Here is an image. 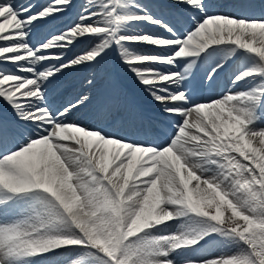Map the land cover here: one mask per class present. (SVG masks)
I'll return each instance as SVG.
<instances>
[{
	"label": "snow or ice",
	"instance_id": "6c2138e0",
	"mask_svg": "<svg viewBox=\"0 0 264 264\" xmlns=\"http://www.w3.org/2000/svg\"><path fill=\"white\" fill-rule=\"evenodd\" d=\"M231 8L0 0V264H264V0Z\"/></svg>",
	"mask_w": 264,
	"mask_h": 264
},
{
	"label": "bare ground",
	"instance_id": "6f19581e",
	"mask_svg": "<svg viewBox=\"0 0 264 264\" xmlns=\"http://www.w3.org/2000/svg\"><path fill=\"white\" fill-rule=\"evenodd\" d=\"M37 2H43V0H37ZM77 5L82 2V0H75ZM214 3L222 4L226 10L233 11L235 9L231 8V5L240 3L242 0H213ZM231 2V3H230ZM258 2V0H257ZM227 3V4H224ZM78 10L73 9L71 13L68 14L69 17H73L75 15V12ZM259 9H257V12ZM45 30L50 27L49 25L44 26ZM80 74L78 75V78L81 79L85 76H89L93 70L92 69H81L79 70ZM72 72L69 74H66V76L63 78L64 83H69L75 75L79 72ZM98 75L103 76V86L106 88H115L119 91V93L127 98L129 101H131L134 105H136L138 109V118L137 123L139 125H142L145 128H149V124L155 125L156 127H159L161 129V132L165 131L167 129V125L165 123H161L160 121L162 118L159 116V113L154 108L150 100L142 93L139 85H126L123 83L126 79H129V77H132V75L128 76V73L126 69H124L122 66L118 65L114 62V60L109 59L107 60L102 66L97 68L95 70ZM203 69H201L202 74ZM230 69H226L225 72L221 73L218 77L217 84H216V91H219L221 88H223L224 84L227 82V78L229 75ZM81 85V84H80ZM80 85L76 87H71L68 92H66V95L74 90H79ZM68 87V86H67ZM154 121H151V120ZM123 122L120 120H117L113 126H120ZM150 124V125H151Z\"/></svg>",
	"mask_w": 264,
	"mask_h": 264
},
{
	"label": "rangeland",
	"instance_id": "374dc122",
	"mask_svg": "<svg viewBox=\"0 0 264 264\" xmlns=\"http://www.w3.org/2000/svg\"><path fill=\"white\" fill-rule=\"evenodd\" d=\"M70 20H71V18H68L67 16H65V17H63V18H61V20H58L57 22H56V24L57 25H59V24H61V23H65V22H70ZM80 72V71H79ZM71 82V83H70ZM69 83L70 84H66V83H63V81H62V83L63 84H61V87L57 90V93L59 94V95H63V93L61 92V90H62V88H64L65 86H71V85H73V84H75L76 82H77V77H75L73 80H71ZM129 82H131V83H135L136 81L135 80H129ZM174 227L175 226H173V230H174Z\"/></svg>",
	"mask_w": 264,
	"mask_h": 264
}]
</instances>
